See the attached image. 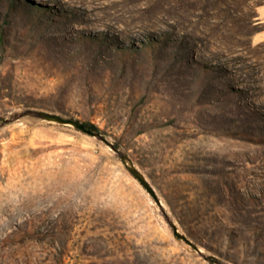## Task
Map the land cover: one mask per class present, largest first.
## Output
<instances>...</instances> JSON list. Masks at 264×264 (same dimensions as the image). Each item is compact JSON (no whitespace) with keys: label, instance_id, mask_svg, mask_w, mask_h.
I'll return each instance as SVG.
<instances>
[{"label":"rangeland","instance_id":"rangeland-1","mask_svg":"<svg viewBox=\"0 0 264 264\" xmlns=\"http://www.w3.org/2000/svg\"><path fill=\"white\" fill-rule=\"evenodd\" d=\"M261 5L0 0V264H264Z\"/></svg>","mask_w":264,"mask_h":264},{"label":"water","instance_id":"water-1","mask_svg":"<svg viewBox=\"0 0 264 264\" xmlns=\"http://www.w3.org/2000/svg\"><path fill=\"white\" fill-rule=\"evenodd\" d=\"M44 119L50 120V121H56V122H61V123H68V124H72L75 127H77L79 130L86 132L90 135H98V133L91 131L90 129H87L83 124L78 123V122H73V121H63L60 118L57 117H53V116H49V115H43ZM123 161L128 165V167L130 168V170L136 174V176L142 181V183L148 188L150 189V187L147 186V184L145 183V181L140 177L139 174H137L135 172V170H133V168L130 166V164L128 163L127 159L125 157H123ZM151 191V189H150ZM195 248V247H194Z\"/></svg>","mask_w":264,"mask_h":264},{"label":"crops","instance_id":"crops-1","mask_svg":"<svg viewBox=\"0 0 264 264\" xmlns=\"http://www.w3.org/2000/svg\"><path fill=\"white\" fill-rule=\"evenodd\" d=\"M257 14L258 19H260V23H264V5L257 7ZM257 37L259 40H264V30L260 34H258Z\"/></svg>","mask_w":264,"mask_h":264},{"label":"trees","instance_id":"trees-1","mask_svg":"<svg viewBox=\"0 0 264 264\" xmlns=\"http://www.w3.org/2000/svg\"><path fill=\"white\" fill-rule=\"evenodd\" d=\"M87 129H90L91 131H93V132H96V133H98V131H99V129L96 127V126H94V125H92V124H83Z\"/></svg>","mask_w":264,"mask_h":264},{"label":"bare ground","instance_id":"bare-ground-1","mask_svg":"<svg viewBox=\"0 0 264 264\" xmlns=\"http://www.w3.org/2000/svg\"><path fill=\"white\" fill-rule=\"evenodd\" d=\"M37 1H39V0H37ZM129 163V162H128Z\"/></svg>","mask_w":264,"mask_h":264}]
</instances>
